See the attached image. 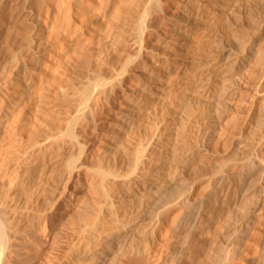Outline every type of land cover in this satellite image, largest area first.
Returning <instances> with one entry per match:
<instances>
[{
	"label": "bare ground",
	"instance_id": "1",
	"mask_svg": "<svg viewBox=\"0 0 264 264\" xmlns=\"http://www.w3.org/2000/svg\"><path fill=\"white\" fill-rule=\"evenodd\" d=\"M0 264H264V0H0Z\"/></svg>",
	"mask_w": 264,
	"mask_h": 264
}]
</instances>
